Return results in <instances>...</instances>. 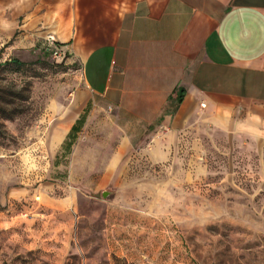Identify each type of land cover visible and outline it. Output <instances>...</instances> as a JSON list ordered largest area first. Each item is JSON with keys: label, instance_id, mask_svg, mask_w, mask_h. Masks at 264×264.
Returning <instances> with one entry per match:
<instances>
[{"label": "rangeland", "instance_id": "rangeland-1", "mask_svg": "<svg viewBox=\"0 0 264 264\" xmlns=\"http://www.w3.org/2000/svg\"><path fill=\"white\" fill-rule=\"evenodd\" d=\"M21 30L0 23V264H264L255 145L152 161L150 135H124L77 62Z\"/></svg>", "mask_w": 264, "mask_h": 264}, {"label": "crops", "instance_id": "crops-1", "mask_svg": "<svg viewBox=\"0 0 264 264\" xmlns=\"http://www.w3.org/2000/svg\"><path fill=\"white\" fill-rule=\"evenodd\" d=\"M0 23L29 46L53 33L150 160L217 136L264 159V0H0Z\"/></svg>", "mask_w": 264, "mask_h": 264}, {"label": "built area", "instance_id": "built-area-1", "mask_svg": "<svg viewBox=\"0 0 264 264\" xmlns=\"http://www.w3.org/2000/svg\"><path fill=\"white\" fill-rule=\"evenodd\" d=\"M43 45L50 50L54 56L63 58L66 56L67 50L64 49L56 40L53 33H47L44 37Z\"/></svg>", "mask_w": 264, "mask_h": 264}, {"label": "trees", "instance_id": "trees-1", "mask_svg": "<svg viewBox=\"0 0 264 264\" xmlns=\"http://www.w3.org/2000/svg\"><path fill=\"white\" fill-rule=\"evenodd\" d=\"M16 63V64H21V63H23L22 61H20V60H18L17 58H9V59H6L5 61H4V65L5 64H8V63ZM2 63H0V65H1ZM182 96V89H181V91H180V93L178 94V96H177V101L180 99V97ZM6 102H12V100H5ZM174 105H175V103H174ZM1 110H3V108H1ZM3 111H5V115L3 116V117H7V118H9V117H11L12 115H13V113H16L17 111H19V110H16V111H12V112H9V111H7V110H3ZM4 113V112H3ZM2 126H3V122H1L0 121V134H2L3 132H4V130H3V128H2Z\"/></svg>", "mask_w": 264, "mask_h": 264}, {"label": "water", "instance_id": "water-1", "mask_svg": "<svg viewBox=\"0 0 264 264\" xmlns=\"http://www.w3.org/2000/svg\"><path fill=\"white\" fill-rule=\"evenodd\" d=\"M107 191L103 190L102 195H106Z\"/></svg>", "mask_w": 264, "mask_h": 264}]
</instances>
